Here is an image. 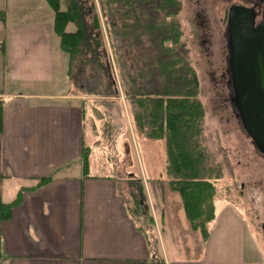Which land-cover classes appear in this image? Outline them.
<instances>
[{
	"label": "crops",
	"instance_id": "1",
	"mask_svg": "<svg viewBox=\"0 0 264 264\" xmlns=\"http://www.w3.org/2000/svg\"><path fill=\"white\" fill-rule=\"evenodd\" d=\"M0 14V203L19 197L0 219V264H155L118 178L90 172L96 108L71 89L54 10L47 0H0ZM244 228L220 208L198 255L173 248L168 257L163 241L165 263L264 264L247 258Z\"/></svg>",
	"mask_w": 264,
	"mask_h": 264
},
{
	"label": "rangeland",
	"instance_id": "2",
	"mask_svg": "<svg viewBox=\"0 0 264 264\" xmlns=\"http://www.w3.org/2000/svg\"><path fill=\"white\" fill-rule=\"evenodd\" d=\"M75 1L86 34L82 49L71 59L68 80L72 91L96 108L90 172L118 178L127 211L149 237L153 260L157 255L165 263L163 241L168 257L173 248L185 258L198 255L207 238L200 228L191 227L180 193L169 184L164 140L148 138L137 127L126 91L129 75L139 81L138 71L151 68L154 55L153 37L145 28L129 31L128 27L125 34L123 23L135 21L133 13L141 22L148 20L155 6L151 0L142 6L128 0ZM179 1L175 11L180 10L171 14L157 8L156 20L175 23V48L183 45L184 59L197 77L196 97L203 108L201 145L220 170L213 180L214 213L223 207L239 213L245 225L247 258L264 263V155L253 146L230 102L225 72L227 3L202 1L210 23L201 27L193 14L194 0ZM69 3L60 0V8H68ZM126 9L130 12L124 18ZM74 29L73 23L67 24V31ZM68 80L59 89L66 91Z\"/></svg>",
	"mask_w": 264,
	"mask_h": 264
},
{
	"label": "trees",
	"instance_id": "3",
	"mask_svg": "<svg viewBox=\"0 0 264 264\" xmlns=\"http://www.w3.org/2000/svg\"><path fill=\"white\" fill-rule=\"evenodd\" d=\"M47 1L55 12L54 28L60 36L61 47L72 59L75 53L82 49L86 34L77 2L70 0L68 8L61 9L60 0ZM128 1L142 6L146 5L148 0ZM151 2L155 8L148 12V20L141 22L138 15L133 13L135 21L123 23L125 34L132 29L135 31L145 28L146 33L153 37L154 55L152 67L148 70L142 67L138 71L139 81L132 74L129 75L126 91L134 105L133 117L137 127L148 138L164 140L169 184L180 193L191 227L200 228L203 237L207 238V223L215 216L212 201L215 192L213 180L219 178L220 170L217 165L211 163L210 154L201 145L203 108L196 97L198 81L195 72L184 59L183 54L186 51L183 45L178 50L175 48L178 38L175 32L177 26L175 23L156 20L157 8L168 10V14L174 13L177 1ZM129 12L127 9L124 11V18ZM0 16L4 19L3 14ZM68 22L75 24L74 31H65ZM97 24L96 17L95 25ZM128 27L130 30L126 32ZM146 75L149 79L144 78ZM88 153L86 147L83 148L81 159L85 172L88 170ZM49 178L50 176L40 178L38 184L46 182ZM18 201L17 196L9 203H0V219L9 217L12 207ZM153 257L155 264H165L157 255Z\"/></svg>",
	"mask_w": 264,
	"mask_h": 264
},
{
	"label": "water",
	"instance_id": "4",
	"mask_svg": "<svg viewBox=\"0 0 264 264\" xmlns=\"http://www.w3.org/2000/svg\"><path fill=\"white\" fill-rule=\"evenodd\" d=\"M260 1L259 20L253 7L229 8L225 61L235 117L264 155V0Z\"/></svg>",
	"mask_w": 264,
	"mask_h": 264
},
{
	"label": "flooded vegetation",
	"instance_id": "5",
	"mask_svg": "<svg viewBox=\"0 0 264 264\" xmlns=\"http://www.w3.org/2000/svg\"><path fill=\"white\" fill-rule=\"evenodd\" d=\"M176 1L178 2L176 5L179 6L180 1L179 0H176ZM202 1H205V0H194L193 2H191L194 4L193 14L196 17V19H198L199 26H201V27L206 26V24L209 25V23H210L209 17L207 16L205 9L200 6V3ZM224 1L227 3V6L225 8L226 19L228 17L229 8L231 6H234V5H244V6H248V7H253L255 9V11L257 12V18H260L259 11H260L261 5H262L260 0H224ZM179 8L177 9V11L180 10ZM177 11H175V12H177ZM226 22H227V20H226ZM209 36H210V34H209ZM225 39H226V36H225ZM226 49H227V47H226ZM226 74H227V72H226Z\"/></svg>",
	"mask_w": 264,
	"mask_h": 264
}]
</instances>
